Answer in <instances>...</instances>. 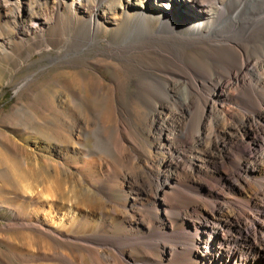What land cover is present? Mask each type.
<instances>
[{"label": "bare ground", "instance_id": "6f19581e", "mask_svg": "<svg viewBox=\"0 0 264 264\" xmlns=\"http://www.w3.org/2000/svg\"><path fill=\"white\" fill-rule=\"evenodd\" d=\"M57 1L53 16L30 14L34 17L30 27L43 31L58 22L68 24L72 32H76L79 23L87 21L88 30L72 38L67 44L69 48L98 43L96 33L104 27L112 31L107 38L109 44L119 49V53H110L109 58L124 57L126 53L146 48L171 67L156 64L151 59L148 63H137L135 69L142 71L144 77L132 80L136 90L127 95L119 93L117 83L106 85L102 74L73 72L71 99L80 98L76 97V87L85 90L84 107H76L81 111L77 135L67 133L65 138L70 144L66 143L61 135L65 119L62 122L58 119L61 131L58 129L55 136L47 131L44 134L45 138L53 139L52 146L39 143L38 147L61 161L43 158L37 162L36 169L39 184L53 176L58 179L56 184L60 188L65 187L58 194L51 192L52 189L37 191V206H34L35 197L29 195L34 188L31 191V185L23 176H14L16 189L22 193L24 202H31L25 205V217L19 210L10 209L14 218L7 226L15 228L9 237L20 244L14 246L16 253H30L26 245L32 244L37 245V259L56 260L59 256L55 255L51 242L59 240L67 252L62 254L63 259L59 257L61 263L57 264H254L251 260L258 257L251 255V249H264V206L258 204V199L264 195L261 160L264 153L251 157L243 154L246 160H229L228 169L235 177V184L227 182L231 195L219 194L198 184L200 197H192L186 195L188 191L181 192L180 187L197 183L194 174L202 172L200 164L206 161L193 152L192 132L190 139H185L184 124L192 114L196 116L194 142L208 133L211 118H234L238 107L242 106L248 112L239 117V124L235 127L224 121L218 125V132L233 145L244 143L248 138L256 143L264 140L257 138L264 131V0ZM84 3H93L92 10L81 9ZM29 10H32L30 6ZM65 12L70 17L65 18ZM113 14H120L121 23H110ZM122 20L128 23L129 29L127 26L121 29ZM44 36L50 43L58 44L50 32L46 31ZM197 45H205L215 63V73L225 78L216 81L208 94H202L199 89L200 86L209 88L211 73L193 70L182 51V48ZM8 46L0 43V51L7 52ZM146 80L152 81L155 88L147 87ZM62 82L65 84V80ZM56 85L47 109L59 115L64 111L60 110L57 100L60 85ZM100 95L112 100L113 117L125 113L135 120L143 116L139 131L151 143L146 153L124 130L115 135L114 143L111 140L117 156L106 161L107 164H103L105 161L96 163L94 155L87 158L89 151L77 149L81 132L89 130L95 132L105 146L108 142V117L100 119V132L96 131L98 122L90 117L98 109L90 100ZM243 98L249 102L241 106L239 102ZM79 154L80 165L75 158L78 175L70 177L66 167L68 158ZM65 172L70 175H64ZM62 175L66 179L61 178ZM204 196L217 199L210 211ZM48 197L55 198L48 203ZM56 197L66 204L60 205ZM242 203L257 206L259 212L253 214L244 210ZM244 217L252 218V233H248ZM217 237L218 243L215 242Z\"/></svg>", "mask_w": 264, "mask_h": 264}, {"label": "rangeland", "instance_id": "374dc122", "mask_svg": "<svg viewBox=\"0 0 264 264\" xmlns=\"http://www.w3.org/2000/svg\"><path fill=\"white\" fill-rule=\"evenodd\" d=\"M92 4L90 5L88 3H84V6H82L81 9L91 11L93 6ZM29 6L32 10H29ZM57 7V0H0V43L9 45L7 52L0 51V264H57L61 263L60 260L64 258L62 254L67 252L66 246L61 242H58V240L55 243L51 242V245L55 250V255L57 254V256L61 259L57 256L56 257L58 259L56 258V260L37 259V245L32 246V244L30 246L26 245V247L33 253L30 252L20 255L19 253H16L14 247L15 245H20L17 242L18 240L16 241V239L9 237L11 236V233L15 231V228L7 225L12 222V219L14 218L10 210L11 208L17 211L19 210V213H22V217H25V213L27 212L25 210V205H29L31 203L29 201L24 202L22 193L16 189L14 176H23L26 179V183H28L29 186L31 185V191L33 190L32 188H34L32 191L33 194H29L33 196V198L35 197V201L33 202L34 206H37V191L41 189L50 191L52 189L51 192H56L58 194L59 191L65 187L63 186L60 188V186L56 184L58 179L56 180L54 177V180L52 178L53 176L49 177V180L46 181L47 184H39L36 177V169L37 162L42 161L43 158L48 157L51 159L53 158V161H61L59 159L57 160L54 154H50L48 150L42 151L39 150L38 147L39 143L46 146H52V142H54L53 139L45 138L44 134L45 131H47L50 132L52 136H55L58 129L59 132L61 131L58 119H60L61 122L65 119V121L62 122V128L66 131H61L64 141L66 140L65 136L67 133H70L73 137L77 135V129H79L80 126L78 119H81V111L79 108L84 107L85 100L82 95L85 93V90L83 88L76 87V92H78L76 97L80 98H75L74 101L71 99L72 88L70 87V82L73 72L79 71L80 73L95 74L96 76H101L102 74L104 76V83H107L106 85H112V82L117 83L119 93L127 95V93L129 94L130 92L136 90L132 80H139L144 77V73L142 71L135 69V65H137V63H148L151 59V61L156 64L171 67L170 64L166 63L160 57L150 54L146 48H140L135 51H131L128 54L126 53L124 57L114 55L112 58H109L110 53H119V49H117L116 46L113 47L109 44L107 38L111 37L112 31L107 30L104 27H100L96 33L98 43L85 47L78 44L72 49L69 48L70 46L67 44L72 38L76 39L77 35L88 30L87 21L79 23L76 30L77 33L72 32V29H70L66 23H51L49 26L45 27V31L39 30V28L33 29L30 27L34 18L31 17L32 14H38L42 17H50L53 16ZM65 10L66 8L63 7L62 11L64 12ZM119 15L120 14L111 15L110 23H121V19L118 18ZM64 17L67 18L70 17V15L65 12ZM126 26L127 29H129L128 23L125 24L123 21L121 29H125ZM155 27H157V25H155ZM46 31L52 34L53 38L58 41V44H52L45 38L44 34ZM197 46L182 48V51L185 53L186 62L192 65L193 70L201 69L202 71L204 70L203 72L208 74L209 72L211 73V84L209 88H202V86H200L199 89V92L202 94H208L216 81L221 82L224 81L225 78L221 76L219 77V75L215 73V63L210 58L208 53L209 51L205 45ZM62 80H65V84H63ZM56 84L60 85V87L57 88H60L58 91L59 95L57 96L58 104L60 105V110L64 111L59 115L55 114L53 110L47 109V103L52 98V91L57 87ZM146 86L150 89L155 88V85L150 80H146ZM108 90L109 89L107 88L106 91ZM97 99H89L98 109L101 108L98 110L95 107L97 110L92 112L90 117L98 122L96 126V131L98 132L102 131L101 120L104 117H108L110 120V124L108 126V131L110 132L108 134L110 137L108 138V142L105 146L104 141L99 140L96 133L92 130L81 132V144L78 145L77 149H86V151H89L90 156L88 155L87 158L93 157L94 155L95 158H93L96 163H103L105 161L103 163L105 164L106 161L110 162L117 156L116 148L114 147V144L111 143V140L113 139L112 142L114 143L115 135L118 134L119 131L124 130L133 141L136 140L134 143H138L137 147L140 146L138 148L146 153L151 143L149 142V139H146V137L139 131V121L143 119V116L134 120L129 115L122 113L121 116L115 114L116 116L114 115V118L111 116L112 100L105 97V95H100V98L98 97ZM247 101L248 99L246 98L240 99L239 104L241 106L245 105L249 102ZM137 103L139 102L137 101ZM123 104H126V100L123 101ZM232 104L233 106L235 105L234 103H230V105ZM77 105L79 107L78 109L76 108ZM245 110H247L245 106L238 107L237 116L234 118H227V120L222 119V117H218V119L211 118L208 122V133L200 140L201 142H194L196 116L192 114V118L188 122L186 121L187 123L185 122L183 129L185 139L189 140L192 132V143L195 144L193 152L196 156H199V158L202 160L205 159L206 161L203 164H200L202 165V172L194 174V178H196L197 183H192V187H189L187 184V186L182 185V187H180L181 189L179 188L181 192L186 194L188 191L186 195L200 197L199 193L201 190L197 186L199 184L205 188H209L210 190L213 189L214 192L219 194L231 195L227 182L230 181V183L235 184V177H233V174L228 169L229 162L231 160L236 161L239 158L245 159L246 156L243 154L251 157L259 155L262 152L264 153V140L261 141V138H264V131L257 136L261 143H256L251 138H248V140L244 143H235L234 145L218 132V125H221L224 121L229 122L231 125L236 127L239 124V117L248 112ZM100 111L103 112L100 113ZM217 120L219 122H217ZM66 124L68 126H66ZM68 142L69 141L66 140V143ZM203 149L204 151L202 152ZM196 150L198 151L196 152ZM114 152L116 154H114ZM75 158L77 165H80V154L78 156L68 158L70 161H68L69 164L68 166L66 165V167L69 170L67 172H70L71 175L67 172H65L64 175L68 174L70 177H77L78 174L76 168L79 167L76 165ZM263 158L261 160L264 164ZM194 163L192 164L194 165ZM216 163L219 164L217 165ZM217 166L219 168H217ZM51 170L52 169L50 168V171ZM51 173H53V171ZM64 175H62L63 177L61 176V178L66 179ZM216 177L220 181L217 180ZM54 198L55 197H48V203ZM56 199L55 200L60 205L66 204L64 201H61L60 198L56 197ZM258 200V204L260 203L259 205L264 206V195ZM205 202L208 205L207 209L210 211V209L215 206L217 199L205 197ZM241 207L253 214H257L259 212V208L253 204L242 203ZM228 210L231 211L230 208H228ZM214 215H217V211H215ZM192 218L195 219L196 217ZM200 218L202 217L200 216ZM243 220V222L247 225L248 233H252L254 230L252 218L246 219L244 217ZM45 240L49 241L47 238H45ZM219 240V237L215 238L216 243H218ZM251 252V255L255 254L258 257L256 260H251L252 263L264 264L263 248L256 247L255 249H251Z\"/></svg>", "mask_w": 264, "mask_h": 264}]
</instances>
